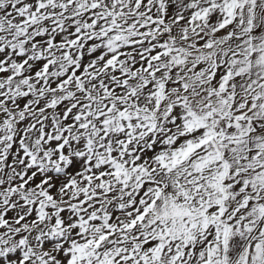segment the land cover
Returning a JSON list of instances; mask_svg holds the SVG:
<instances>
[{
    "label": "snow or ice",
    "instance_id": "obj_1",
    "mask_svg": "<svg viewBox=\"0 0 264 264\" xmlns=\"http://www.w3.org/2000/svg\"><path fill=\"white\" fill-rule=\"evenodd\" d=\"M0 264H264V0H0Z\"/></svg>",
    "mask_w": 264,
    "mask_h": 264
}]
</instances>
